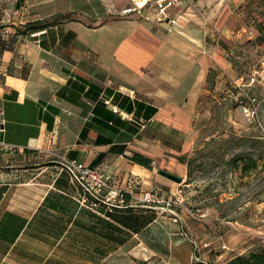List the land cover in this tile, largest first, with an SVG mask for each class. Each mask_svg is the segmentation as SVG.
Masks as SVG:
<instances>
[{
    "label": "crops",
    "instance_id": "obj_1",
    "mask_svg": "<svg viewBox=\"0 0 264 264\" xmlns=\"http://www.w3.org/2000/svg\"><path fill=\"white\" fill-rule=\"evenodd\" d=\"M175 1L167 16L189 14L187 31H153L139 12L120 14L131 0H0V264H227L235 256L193 240L199 233L183 227L196 215L190 209L167 217L82 205L84 189L65 164L105 172L130 190L127 200L151 185L175 194L187 181L182 160L201 86L210 67L231 71L204 53L205 35L223 29L230 42L224 33L239 25L245 0ZM60 14L70 17L46 33H23ZM135 153L152 167L132 161Z\"/></svg>",
    "mask_w": 264,
    "mask_h": 264
},
{
    "label": "rangeland",
    "instance_id": "obj_2",
    "mask_svg": "<svg viewBox=\"0 0 264 264\" xmlns=\"http://www.w3.org/2000/svg\"><path fill=\"white\" fill-rule=\"evenodd\" d=\"M157 7L156 3L146 6L139 18L150 22L153 31H187L193 24L190 15L183 11L177 16L185 14L187 20L181 21L177 28L160 24ZM239 9L236 12L239 25L227 28L224 33L230 42L223 39V29L214 28L205 35L207 52H203L226 59L231 71L223 74L215 65L207 72L197 102L192 149L182 160L189 177L180 186L185 205L200 216L187 218L185 230L194 228L200 234L193 235L197 244L220 245L228 257L264 245V85H248L249 75L260 68L264 56V0H245ZM237 77L241 78V87L235 84ZM249 96L256 98L255 121L243 109ZM246 156L258 159V167L243 173L236 164ZM202 214H206L207 221L198 220ZM165 215L173 214L165 212ZM211 216L219 219L212 220ZM154 236L147 234V242L155 244Z\"/></svg>",
    "mask_w": 264,
    "mask_h": 264
},
{
    "label": "built area",
    "instance_id": "obj_3",
    "mask_svg": "<svg viewBox=\"0 0 264 264\" xmlns=\"http://www.w3.org/2000/svg\"><path fill=\"white\" fill-rule=\"evenodd\" d=\"M175 0H131V5L120 10L122 15H131L134 12L142 13L143 8L156 3L159 4L157 11L158 21H167L169 24L177 26L181 21L187 20L185 14L176 17L167 16V8L174 4ZM47 30H41L32 33L33 36H38L46 33ZM249 84L254 85L259 83L264 85V56L259 69L249 75ZM235 84L241 87L240 79L235 80ZM245 114L251 121L256 120L257 106L256 98L249 96V100L243 106ZM2 145H0V150ZM65 164L70 171L74 180H76L84 189L79 201L82 205L96 209L104 204L109 208H150L159 213L170 212L176 215L177 208L188 209L184 203V190L179 188L175 194L169 196L161 188L151 185L146 188H141L138 195H132V199L127 200L130 190H124L110 182L111 177L99 169L87 166L85 163L74 160H66ZM194 210L191 209V212ZM194 215V212H193Z\"/></svg>",
    "mask_w": 264,
    "mask_h": 264
},
{
    "label": "trees",
    "instance_id": "obj_4",
    "mask_svg": "<svg viewBox=\"0 0 264 264\" xmlns=\"http://www.w3.org/2000/svg\"><path fill=\"white\" fill-rule=\"evenodd\" d=\"M69 17L68 14H60L52 20H39L27 23L25 24L26 29L23 33L31 34L44 29L48 30L51 26L62 23L69 19ZM259 156L261 157V155ZM131 160L145 167H152L153 160L142 154L135 153ZM235 161L236 160H234V162ZM238 163L239 164H236L238 165L236 167H238L243 173L258 167V159L249 156H246L245 158L241 157ZM130 210H132V208H130ZM227 264H264V245H259L258 248L252 249L247 253L234 256Z\"/></svg>",
    "mask_w": 264,
    "mask_h": 264
},
{
    "label": "water",
    "instance_id": "obj_5",
    "mask_svg": "<svg viewBox=\"0 0 264 264\" xmlns=\"http://www.w3.org/2000/svg\"><path fill=\"white\" fill-rule=\"evenodd\" d=\"M159 174L164 176V177H167L168 179L174 181V182H177L179 184H182L183 183V178H181L180 176L178 175H175L173 173H170V172H167L165 170H160L159 171Z\"/></svg>",
    "mask_w": 264,
    "mask_h": 264
}]
</instances>
